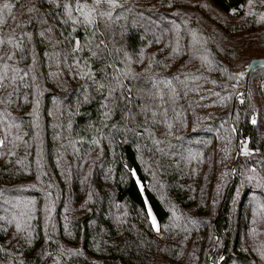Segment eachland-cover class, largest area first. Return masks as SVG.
I'll return each mask as SVG.
<instances>
[{
	"label": "snow or ice",
	"instance_id": "6c2138e0",
	"mask_svg": "<svg viewBox=\"0 0 264 264\" xmlns=\"http://www.w3.org/2000/svg\"><path fill=\"white\" fill-rule=\"evenodd\" d=\"M258 5L264 6V0H247L245 15L256 16ZM191 7H196L192 0H6L0 5V161L4 162L0 173L8 178L7 182L13 176L32 174L28 158L34 151L35 180L42 182L47 175L42 170L40 149L41 115L45 112L55 126L70 134L76 132L75 138L65 137L68 144L61 147H71L73 154L79 155L78 168L83 169L93 150L99 149V155H103L105 145L112 148L129 144L142 162L148 153L161 174L171 166V157L176 155L171 151L173 141L184 140L178 133L189 129V121L195 133L202 121L214 119L211 113L200 116V109L217 104L227 108L237 101L252 112L250 123L256 125L258 109L254 100L257 94L264 97V77L254 85L255 78L247 71L252 67L250 63L233 69L216 61L208 41L189 26L187 9ZM159 8L169 12L161 15ZM262 21L264 12L255 22ZM153 46L155 50H151ZM48 85L66 93L58 104ZM48 97H53L54 106L45 109ZM209 100L211 103H205ZM93 105L92 111H81ZM72 117H87L78 131ZM228 117L233 123L229 136L215 138L227 139L231 144L238 132L234 125L240 118L236 103H232ZM221 120L219 128L205 127L219 133L227 123V119ZM56 138H61L59 133ZM248 143L246 138L238 142L237 156L250 159L259 153ZM85 144L88 147L81 154L77 145ZM186 151V156L179 154L180 160L203 163L202 153ZM124 167L143 195L145 187L137 170ZM258 168L264 169V159H257L240 174L248 183L255 182L256 188L264 189V177ZM156 174L152 172L153 177ZM52 187L48 183L41 189L45 192L43 207H38L37 200L25 198L27 187H0V264H61L62 260L67 264L68 258L84 256L83 248H68L55 238L56 225L51 222L55 202L53 193L47 190ZM253 202L252 225H257V217L264 223V203L255 195ZM144 205L150 231L163 238L164 232L175 225L161 229L146 197ZM64 219V232L70 236L67 216ZM179 219L173 209L172 220ZM115 221L118 229L125 223L122 216H115ZM102 233L104 229L100 228L93 241L97 253L117 250L121 260L127 258L130 264H151L155 259L141 251L143 244L133 251L132 244L125 242L120 249L104 240ZM116 234L123 235L119 230ZM258 235V228L250 227L246 240L251 243L242 250L256 252L264 261V241H257ZM41 239L43 243L37 249ZM188 239L185 236L181 243ZM52 245H56V255L49 251ZM158 251L165 254L168 250ZM190 255L193 262L199 260L195 251ZM224 259L223 255L219 257Z\"/></svg>",
	"mask_w": 264,
	"mask_h": 264
},
{
	"label": "trees",
	"instance_id": "16d2710c",
	"mask_svg": "<svg viewBox=\"0 0 264 264\" xmlns=\"http://www.w3.org/2000/svg\"><path fill=\"white\" fill-rule=\"evenodd\" d=\"M5 2L6 0H0V5ZM140 2L145 3L146 0ZM150 2L156 3L157 0ZM192 4L196 7L187 9L191 17L189 26L198 30L203 39L208 41L209 51L221 65L238 69L241 65L247 66L253 59L264 58V21L255 22L259 13L264 12V6L258 5L254 9L256 16H246L247 0H192ZM231 9L237 11L231 13ZM168 12L165 8H159L161 15ZM168 19L172 17L168 15ZM177 23H180L179 19ZM133 43H136L135 38ZM151 50H155V46ZM249 73L255 78L254 85L259 84L260 78L264 77V66H258ZM48 87L52 88L58 104L59 98L66 93L60 92L52 85ZM254 102L258 109L256 125L250 123L252 112L246 105H239L237 101L230 102L227 108L217 104L200 109V116L211 113L214 119L202 121L195 133L191 131V120L189 121V129L178 133L184 136V140L173 141L175 147L171 151L176 155L171 157V166L167 167L163 174L155 168L148 153L144 154L142 162L129 144L114 145L112 148L105 145L103 155H99V149L93 150L83 169L78 168L79 155L73 154L71 147H61L68 144L65 137L75 138L76 132L70 134L66 129L55 126L56 122L45 112L41 115L40 149L42 170L47 175L42 178V182L35 180L34 151L28 158L32 161V174L13 176L8 183V178L0 173V187H27L28 191L23 193L25 198L35 199L38 201V207H43L45 192L41 189L46 188L48 183L53 185L47 190L53 193L55 202L52 213L57 230L55 238L68 248L84 250V256L68 258L67 264H93V261L96 264H130L127 258L121 260L117 250L109 249L103 254L94 250L93 241L100 228L104 229L103 239L115 243L117 248L122 249L124 243L128 242L132 244L134 251L137 245L143 244L141 251L155 258L151 264H157V261H162L163 264H213V259L216 264H262L263 261L256 252L242 250L251 243L246 240L250 227L258 228V237L264 231L259 217L257 225L251 223L252 208L255 207L253 196L260 197V202L264 203V189L256 188L255 182L248 183L244 175L240 174L257 159H264V97L257 94ZM205 103H211V100ZM232 103H236L240 118L234 125L238 132L229 144L227 139L215 137L229 136L228 130L233 126L232 119L228 117ZM44 106L45 109L52 108L53 97L46 98ZM92 108L94 105L81 111H92ZM24 111L28 109L25 108ZM86 118L72 117L77 131L83 127ZM221 118L227 119V123L219 133L207 130L205 125L219 128L223 122ZM64 120H67V116ZM58 133L61 136L59 139L56 138ZM245 138L249 141L250 149H259V153L250 159L237 156V144ZM200 141L209 143L203 144L199 143ZM77 147L81 148L82 154L88 146L85 144ZM187 149H191L193 153H202L203 163L193 160L186 164L180 160L179 154L186 156ZM3 163L0 161V165ZM125 165L137 170L145 187L143 195ZM233 168L237 171L233 172ZM152 172L157 173L155 177ZM225 172L228 173L227 176L223 175ZM258 172L264 177V169L258 168ZM32 184H36V187L31 188ZM145 197L157 216L161 229L175 225L164 232L163 238L149 229L145 218ZM117 204L125 210V223L119 229L115 221L116 215L112 212ZM76 205L80 208L75 216V213L71 212V206ZM173 209L181 219L172 220ZM2 214L0 210V215ZM65 216L72 233L70 236L64 232ZM192 220L195 221L194 224L189 222ZM185 228L188 229L187 232L184 231ZM118 230L123 235H117ZM185 236L189 239L181 243ZM42 243L41 239L36 248L39 249ZM158 249L168 251L161 254ZM49 251L56 255V245H52ZM193 251L199 257L195 262L190 255ZM177 253L183 254L177 256ZM221 255L225 258L223 261L219 260ZM48 264H51V261H48ZM61 264H65V261L62 260Z\"/></svg>",
	"mask_w": 264,
	"mask_h": 264
},
{
	"label": "rangeland",
	"instance_id": "374dc122",
	"mask_svg": "<svg viewBox=\"0 0 264 264\" xmlns=\"http://www.w3.org/2000/svg\"><path fill=\"white\" fill-rule=\"evenodd\" d=\"M79 208L80 206L79 205H76V206H71V212L75 213L74 215L76 216L78 213H79ZM116 216H124L125 214V210H124V207L120 206L119 208L115 207L112 211ZM52 223H54L53 220H51ZM262 228L264 230V223H262ZM257 241H264V231L263 233L257 237ZM262 264H264V261L262 262Z\"/></svg>",
	"mask_w": 264,
	"mask_h": 264
},
{
	"label": "water",
	"instance_id": "95a60500",
	"mask_svg": "<svg viewBox=\"0 0 264 264\" xmlns=\"http://www.w3.org/2000/svg\"><path fill=\"white\" fill-rule=\"evenodd\" d=\"M250 64L252 67L248 69V72H251L253 69H255L258 66H264V58H256L250 61Z\"/></svg>",
	"mask_w": 264,
	"mask_h": 264
},
{
	"label": "built area",
	"instance_id": "2783aa9c",
	"mask_svg": "<svg viewBox=\"0 0 264 264\" xmlns=\"http://www.w3.org/2000/svg\"><path fill=\"white\" fill-rule=\"evenodd\" d=\"M232 10H233V9H231L230 12H231V13H234Z\"/></svg>",
	"mask_w": 264,
	"mask_h": 264
}]
</instances>
